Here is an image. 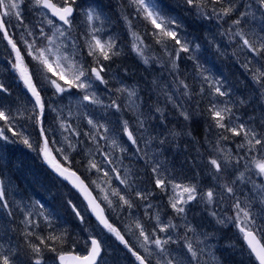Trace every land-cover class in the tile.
<instances>
[{
  "label": "snow or ice",
  "instance_id": "obj_1",
  "mask_svg": "<svg viewBox=\"0 0 264 264\" xmlns=\"http://www.w3.org/2000/svg\"><path fill=\"white\" fill-rule=\"evenodd\" d=\"M0 264H264V0H0Z\"/></svg>",
  "mask_w": 264,
  "mask_h": 264
},
{
  "label": "trees",
  "instance_id": "obj_2",
  "mask_svg": "<svg viewBox=\"0 0 264 264\" xmlns=\"http://www.w3.org/2000/svg\"><path fill=\"white\" fill-rule=\"evenodd\" d=\"M24 165H29L31 161L27 157H22Z\"/></svg>",
  "mask_w": 264,
  "mask_h": 264
}]
</instances>
